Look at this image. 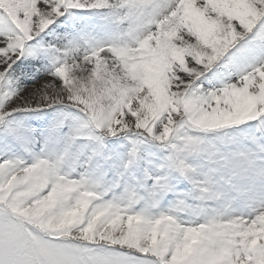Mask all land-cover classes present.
I'll list each match as a JSON object with an SVG mask.
<instances>
[{"label":"snow or ice","instance_id":"6c2138e0","mask_svg":"<svg viewBox=\"0 0 264 264\" xmlns=\"http://www.w3.org/2000/svg\"><path fill=\"white\" fill-rule=\"evenodd\" d=\"M0 264H264V0H0Z\"/></svg>","mask_w":264,"mask_h":264}]
</instances>
